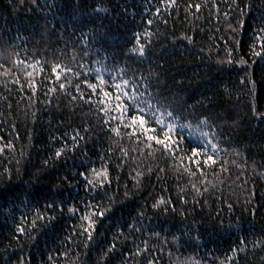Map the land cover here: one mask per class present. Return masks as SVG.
<instances>
[{"label":"trees","instance_id":"obj_1","mask_svg":"<svg viewBox=\"0 0 264 264\" xmlns=\"http://www.w3.org/2000/svg\"><path fill=\"white\" fill-rule=\"evenodd\" d=\"M0 264H264V0H0Z\"/></svg>","mask_w":264,"mask_h":264},{"label":"snow or ice","instance_id":"obj_2","mask_svg":"<svg viewBox=\"0 0 264 264\" xmlns=\"http://www.w3.org/2000/svg\"><path fill=\"white\" fill-rule=\"evenodd\" d=\"M140 54H141V55L144 54L142 48L140 49ZM125 95H127V93H126ZM133 99L135 100L136 98L133 97ZM149 107H151V105H149ZM140 111L143 112L144 109L141 108ZM167 114H168V116H172V112H168ZM136 122H137L136 119H133V124H135ZM156 122H157V123H163V122L160 121V120H157ZM139 125H140L141 127H144V128H145V131H153V132H155V129H148V128L145 126V125H146V121H145V119H144L143 116L139 117ZM170 131H171V125H169V132H170ZM148 139H149V140H156L157 143H161V144L164 143V141L158 139L156 136H148ZM168 139H170V137H168ZM165 147H167L166 144H165ZM59 155H60V153L58 152V153H57V156H59ZM209 159H211V157H209ZM162 202H163V201H161V203H162ZM85 219H87V217H85ZM89 238H90V236H89Z\"/></svg>","mask_w":264,"mask_h":264}]
</instances>
